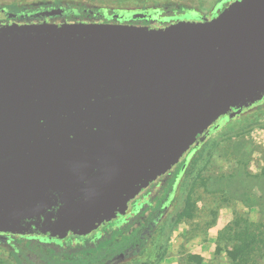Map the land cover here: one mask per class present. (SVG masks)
Returning a JSON list of instances; mask_svg holds the SVG:
<instances>
[{
	"label": "water",
	"instance_id": "95a60500",
	"mask_svg": "<svg viewBox=\"0 0 264 264\" xmlns=\"http://www.w3.org/2000/svg\"><path fill=\"white\" fill-rule=\"evenodd\" d=\"M263 98L264 0L160 25L0 23V233H92Z\"/></svg>",
	"mask_w": 264,
	"mask_h": 264
},
{
	"label": "rangeland",
	"instance_id": "374dc122",
	"mask_svg": "<svg viewBox=\"0 0 264 264\" xmlns=\"http://www.w3.org/2000/svg\"><path fill=\"white\" fill-rule=\"evenodd\" d=\"M54 1L0 0V5L34 7ZM56 1L91 9L144 8L173 2L206 9L213 0ZM77 12L61 5L38 6L15 16L37 20ZM139 14L115 10L108 18L121 21ZM216 126L196 143L201 141L185 166L167 215L156 226L146 250L128 264H264V104L213 131ZM244 243L251 251L231 259L229 250ZM7 249L0 244V264H13Z\"/></svg>",
	"mask_w": 264,
	"mask_h": 264
},
{
	"label": "flooded vegetation",
	"instance_id": "af4514ba",
	"mask_svg": "<svg viewBox=\"0 0 264 264\" xmlns=\"http://www.w3.org/2000/svg\"><path fill=\"white\" fill-rule=\"evenodd\" d=\"M232 1L234 0H213L206 9L193 4H182L181 2L166 3L163 6L137 7L134 9L140 14L136 18L121 21L108 17L115 10L129 11L130 8L93 7L91 9L89 7H77L75 4L69 3L53 4L48 2L34 7L24 6L15 12L0 7V11L7 14L5 18L0 19V23L40 20H90L160 25L179 19L202 20L212 18ZM220 3H223L222 7L215 10L216 5ZM57 5L75 8L78 12L37 20L21 19L15 16L24 10L38 6L51 7ZM11 13L13 16H8ZM263 104L264 98L255 104L246 106L239 112H236L235 108H231L229 113L232 115H221L210 127L217 125L213 130L215 131L227 121ZM200 142L197 146H195L196 144L192 146L172 169L157 176L136 198H133L122 216L115 217L97 226L92 233H70L62 238H49L45 235H21L5 232L0 233V244H4L8 248L10 261L13 264H128L134 261L146 250L156 226L167 215L172 205V198L176 194L178 185L184 175L185 166L194 151L199 147Z\"/></svg>",
	"mask_w": 264,
	"mask_h": 264
},
{
	"label": "trees",
	"instance_id": "16d2710c",
	"mask_svg": "<svg viewBox=\"0 0 264 264\" xmlns=\"http://www.w3.org/2000/svg\"><path fill=\"white\" fill-rule=\"evenodd\" d=\"M45 3H48V2H44V4ZM57 3H58V1H56V0L53 2V4H57ZM75 5H78V4L75 3ZM27 6H29V5H27ZM0 7L6 8L12 12H15V11L20 10L24 6H20L16 3H12V4L0 5ZM250 251H251V249H249V245L244 243L243 247L242 246L235 247V250L234 249H233V251L229 250L228 254H229V257L231 259H237L238 257H242L243 255L247 254V252H250Z\"/></svg>",
	"mask_w": 264,
	"mask_h": 264
}]
</instances>
